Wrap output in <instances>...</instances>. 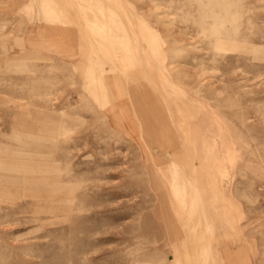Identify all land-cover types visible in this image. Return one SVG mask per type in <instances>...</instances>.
Here are the masks:
<instances>
[{
  "label": "rangeland",
  "instance_id": "1",
  "mask_svg": "<svg viewBox=\"0 0 264 264\" xmlns=\"http://www.w3.org/2000/svg\"><path fill=\"white\" fill-rule=\"evenodd\" d=\"M0 264H264V0H0Z\"/></svg>",
  "mask_w": 264,
  "mask_h": 264
}]
</instances>
